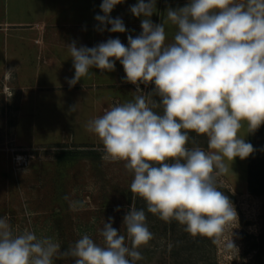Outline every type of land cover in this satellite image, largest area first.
I'll return each mask as SVG.
<instances>
[{
	"label": "clouds",
	"instance_id": "1",
	"mask_svg": "<svg viewBox=\"0 0 264 264\" xmlns=\"http://www.w3.org/2000/svg\"><path fill=\"white\" fill-rule=\"evenodd\" d=\"M122 2L102 0L103 15L94 17L97 31H128L120 17L110 15ZM155 4L137 0L130 7L143 19L142 32L129 34L127 46L119 38L94 47L67 44L75 70L67 82L73 87L89 69L111 72L120 62L125 82L142 94L88 122L87 130L101 141L102 159L124 162L134 177L130 190L146 201L148 213L220 243L238 215L217 179L228 173L226 161L255 151L238 135L243 124L250 134L264 124V0H189L183 7H169L159 24L150 19ZM169 21L177 31L166 43ZM7 72L10 76L12 70ZM141 84L154 88L145 93ZM190 132L207 137V151L187 146ZM112 224L109 217L100 230L104 246L84 233L61 251L51 236L29 229L14 234L8 218L0 217V264H53L59 257H72L73 264H136L143 258L140 246L154 238L145 210L131 205L123 217L131 247ZM225 247L237 250L232 237Z\"/></svg>",
	"mask_w": 264,
	"mask_h": 264
},
{
	"label": "rangeland",
	"instance_id": "2",
	"mask_svg": "<svg viewBox=\"0 0 264 264\" xmlns=\"http://www.w3.org/2000/svg\"><path fill=\"white\" fill-rule=\"evenodd\" d=\"M8 41L11 45L13 37ZM99 43L101 38H96ZM28 49L34 60L31 65L40 70L38 84L47 90L38 91L34 80H27L32 90L25 91L24 98L29 102L18 109L19 95L0 86V217L8 218L14 234L29 229L38 236H51L61 251L74 246L84 233L104 246L99 233L112 217V226L131 247L123 217L132 205L145 210L154 237L140 246L143 258L136 264H264V195L249 191V156L226 161L229 171L217 179L219 190L235 207L238 222H231L220 243L191 235L176 220L165 221L147 212L146 201L130 190L134 177L124 162L104 161L101 141L87 130L88 122L102 116L104 108L114 102H134L140 95L132 83L120 86L125 83L116 75L120 63L111 72L89 69L70 87L67 80L75 74L70 56L59 57L62 63L54 68L45 58L37 59L39 47L32 44ZM140 88L148 93L154 86L141 84ZM73 105L75 111H70ZM156 111L162 113V108ZM248 132L245 122L238 135L246 143ZM189 136L188 147L208 150L205 135L190 132ZM231 237L237 250L225 247ZM73 262L72 257L53 260V264Z\"/></svg>",
	"mask_w": 264,
	"mask_h": 264
},
{
	"label": "crops",
	"instance_id": "3",
	"mask_svg": "<svg viewBox=\"0 0 264 264\" xmlns=\"http://www.w3.org/2000/svg\"><path fill=\"white\" fill-rule=\"evenodd\" d=\"M188 2L189 0H182V3L176 0H156V8L150 19L154 24L165 22L166 10L169 7L175 9L176 6H185ZM101 3L102 0H0V86H5L12 95L16 94V97L19 95L18 109L29 102L24 98V92L32 90V87L26 85L27 80H34V86L38 91L47 90L45 86L40 87L38 84L41 78L39 67L31 65L34 60L28 48L32 44L39 47L37 59L45 58V62H49L55 68L62 63L59 57L70 56L67 44L73 41L78 47L81 45L94 47L97 45L96 38H101V42H106L109 38H119L127 46L129 34L135 37L142 32L143 17H136L130 11V7L135 5L137 0H123L110 13L112 18L120 17L123 20L127 32L97 31L98 22L94 17L97 14L103 15ZM165 30L166 43H171L177 28L169 21L165 24ZM96 32H100L98 36ZM10 37L14 39L11 45L8 41ZM26 43L32 44L25 45ZM70 60L73 62L71 56ZM120 66L116 73L117 78L125 80L126 73L123 66L121 64ZM10 70L12 72L9 76L7 71ZM125 85L126 82L120 83L124 88ZM101 100L105 102V98ZM115 104L117 102L111 106ZM249 134L250 132L247 143Z\"/></svg>",
	"mask_w": 264,
	"mask_h": 264
},
{
	"label": "trees",
	"instance_id": "4",
	"mask_svg": "<svg viewBox=\"0 0 264 264\" xmlns=\"http://www.w3.org/2000/svg\"><path fill=\"white\" fill-rule=\"evenodd\" d=\"M248 143L255 149L248 157V187L250 193L261 196L264 195V124L249 134Z\"/></svg>",
	"mask_w": 264,
	"mask_h": 264
}]
</instances>
